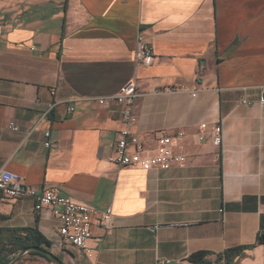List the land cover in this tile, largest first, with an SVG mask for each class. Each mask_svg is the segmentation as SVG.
Wrapping results in <instances>:
<instances>
[{
	"label": "crops",
	"instance_id": "crops-1",
	"mask_svg": "<svg viewBox=\"0 0 264 264\" xmlns=\"http://www.w3.org/2000/svg\"><path fill=\"white\" fill-rule=\"evenodd\" d=\"M137 34L156 61L137 71L144 95L130 130L151 152L157 135L183 132L182 167L106 161L121 108L95 99L131 81ZM180 86L188 91H164ZM262 96L264 0H0V171L112 210L85 252L60 248L50 209L0 200V246L15 239L9 231L36 226L63 264H192L197 252L225 264L216 256L236 247L245 250L233 264H264ZM35 257L24 264H55Z\"/></svg>",
	"mask_w": 264,
	"mask_h": 264
},
{
	"label": "built area",
	"instance_id": "built-area-1",
	"mask_svg": "<svg viewBox=\"0 0 264 264\" xmlns=\"http://www.w3.org/2000/svg\"><path fill=\"white\" fill-rule=\"evenodd\" d=\"M155 61L156 57L151 47L141 34H137L133 59L135 72L131 81L116 95L95 99L101 107L118 105L121 108L120 120L124 128L117 134L113 149L106 158L109 164L117 167L138 168L143 171H150L152 169L165 171L173 167H182L186 162L185 156L175 150L176 144L180 140H183L185 136L183 132H178L176 135H157L155 147L153 152H151L130 130L136 122L133 103L144 95L139 85L137 71L152 66ZM164 91L177 93L187 92L188 90L186 87L180 86L168 88ZM189 92L191 97L196 96V91ZM259 102L264 105L263 96ZM67 111L70 114L73 108L69 107ZM7 128L11 131H17V128L12 124L8 125ZM206 128L205 124L200 125L201 132L197 136L199 142L205 139L204 131ZM211 142L215 147L221 146L222 130L218 125L213 127ZM44 145L46 148L52 146L48 142ZM24 199H31L33 201L34 212L39 213L44 209H50L52 214L59 219L58 241L61 249L72 247L86 252L87 243L92 238L94 226L105 229L111 226V208L99 211L89 205L76 202L70 197L62 195L54 188L39 192L35 188L25 185L18 175L5 170L0 171V200L21 201ZM162 263L159 262V264Z\"/></svg>",
	"mask_w": 264,
	"mask_h": 264
},
{
	"label": "trees",
	"instance_id": "trees-1",
	"mask_svg": "<svg viewBox=\"0 0 264 264\" xmlns=\"http://www.w3.org/2000/svg\"><path fill=\"white\" fill-rule=\"evenodd\" d=\"M15 235L13 241H8L0 246V264H10L13 257L19 254L23 249L29 247H39L49 252L50 243L38 231L37 227L21 228L9 231ZM264 237H260L258 243H263ZM245 250L244 247L228 249L222 254L216 256V260H222L225 264H233L234 260ZM31 256H38L48 262H53L49 257L39 254L35 251L27 252ZM207 252H197L188 257L192 264H206ZM19 261L21 260L18 259Z\"/></svg>",
	"mask_w": 264,
	"mask_h": 264
},
{
	"label": "water",
	"instance_id": "water-1",
	"mask_svg": "<svg viewBox=\"0 0 264 264\" xmlns=\"http://www.w3.org/2000/svg\"><path fill=\"white\" fill-rule=\"evenodd\" d=\"M29 251H35L39 254H42L46 257H49L55 264H63L56 256H54L52 253L48 252L45 249L39 248V247H29V248H25L23 249L18 255L17 258H19L22 255H25L27 252ZM14 260H12V262L10 264H13Z\"/></svg>",
	"mask_w": 264,
	"mask_h": 264
},
{
	"label": "rangeland",
	"instance_id": "rangeland-1",
	"mask_svg": "<svg viewBox=\"0 0 264 264\" xmlns=\"http://www.w3.org/2000/svg\"><path fill=\"white\" fill-rule=\"evenodd\" d=\"M35 258H36L35 256H31L29 254H26L23 257H21V262L19 264H24V262H27V261H34Z\"/></svg>",
	"mask_w": 264,
	"mask_h": 264
}]
</instances>
